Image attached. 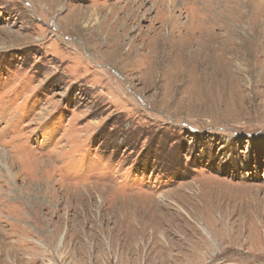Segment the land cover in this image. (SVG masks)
Segmentation results:
<instances>
[{"label": "rangeland", "instance_id": "obj_1", "mask_svg": "<svg viewBox=\"0 0 264 264\" xmlns=\"http://www.w3.org/2000/svg\"><path fill=\"white\" fill-rule=\"evenodd\" d=\"M55 5L0 0V264H264V0Z\"/></svg>", "mask_w": 264, "mask_h": 264}, {"label": "bare ground", "instance_id": "obj_2", "mask_svg": "<svg viewBox=\"0 0 264 264\" xmlns=\"http://www.w3.org/2000/svg\"><path fill=\"white\" fill-rule=\"evenodd\" d=\"M30 1V0H29ZM52 4L53 5H57L58 6V4H59V0H52ZM69 4H71V3H69ZM31 7L33 8V10H34V13L36 14V12L37 11H39V10H41V9H43V10H45V12L47 13V14H45V15H49V14H51L50 12H49V10H50V7H49V3L47 2V1H45V7H43V8H41L40 6L42 5L40 2H39V5L37 4V3H34L33 1H31ZM55 5V6H56ZM67 6H70V5H68L67 4ZM81 6V5H80ZM89 6V5H88ZM88 6H87V8H88ZM76 7H77V5H76ZM93 7V6H92ZM94 7H96V6H94ZM75 8V7H74ZM84 8V7H83ZM90 8V7H89ZM100 8V7H99ZM67 9V8H66ZM98 9V8H97ZM78 10L79 11H81V12H84L83 10H81V9H79V8H76V9H74V13H76L78 16H80L79 14H78ZM100 10H103V8L102 9H100ZM113 10V9H112ZM67 11V10H66ZM93 11V10H92ZM117 11V10H116ZM105 12H107V11H105ZM108 13H110L109 11H108ZM88 14V13H87ZM86 14V16H85V19L87 18V20H85V21H87V22H89V21H93V22H95V24H97L96 25V28L97 29H101L102 28V26H103V24H107V22H106V20L109 18V16H110V14H107V13H101V11H100V13H98V11H95L94 10V12H91V16H93V17H91V18H88L89 16ZM104 14V15H103ZM84 18V17H83ZM122 18V17H121ZM91 19V20H90ZM171 22V21H170ZM169 22V23H170ZM83 23V22H82ZM117 23V22H116ZM113 24H115V23H113ZM112 24V25H113ZM168 25V24H167ZM114 26L115 25H113V26H111L110 25V29L111 30H113V29H115L114 28ZM124 26V25H123ZM126 26V25H125ZM169 27V26H168ZM85 28H87L88 29V27H85ZM92 28L93 27H91L90 29L92 30ZM109 28V27H108ZM176 30V29H175ZM98 31V30H97ZM170 32V31H169ZM117 33V32H116ZM121 36V35H120ZM170 36V35H169ZM117 36H116V34L114 33L113 35H112V38H111V40L113 41V40H117ZM121 38V37H120ZM128 40V39H127ZM157 41H159V39L157 40ZM162 41V40H161ZM160 41V42H161ZM116 43V42H115ZM133 43V42H132ZM142 44V43H141ZM145 44V43H144ZM148 44V43H147ZM146 44V45H147ZM154 45V44H153ZM121 46V45H120ZM123 46V45H122ZM139 47V46H138ZM153 47V46H152ZM161 47V46H160ZM142 49V48H141ZM140 49V50H141ZM177 49V48H176ZM174 50H175V48H174ZM194 52V51H193ZM131 53V52H130ZM141 54V53H140ZM143 54V53H142ZM153 56V55H152ZM132 57V56H131ZM130 57V58H131ZM133 57L135 58V56L133 55ZM138 57V56H137ZM145 58V57H144ZM133 59V58H132ZM137 58H135V60H136ZM145 61H146V59H145ZM144 65V64H143ZM4 189V188H3ZM1 196V195H0Z\"/></svg>", "mask_w": 264, "mask_h": 264}]
</instances>
